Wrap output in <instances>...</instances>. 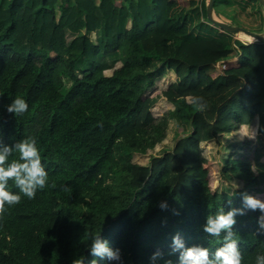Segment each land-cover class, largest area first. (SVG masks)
Here are the masks:
<instances>
[{"label":"trees","instance_id":"16d2710c","mask_svg":"<svg viewBox=\"0 0 264 264\" xmlns=\"http://www.w3.org/2000/svg\"><path fill=\"white\" fill-rule=\"evenodd\" d=\"M173 4L0 0V139L14 145L35 137L49 176L47 188L34 199L22 196L0 220V264H72L81 256L90 264L95 235L120 249L124 264H151L157 250L179 264L178 253L169 255L177 233L186 246L214 252L224 234L203 231L207 216L243 208L241 193H263L264 162L254 163L251 139L220 157L221 178L240 186L231 197L233 188L213 190L202 174V147L257 123L263 152L264 43L244 42L210 22L207 0H189L187 25L171 24ZM214 12L230 26L264 31L259 0H215ZM251 13L260 25L249 21ZM239 55L238 65L220 72L219 62ZM167 76L177 98L155 117L150 93ZM228 77L243 86L225 97ZM190 94L205 98L204 111L188 102ZM18 95L29 104L19 117L6 109ZM144 156L146 163L135 162ZM9 190L19 192L12 181ZM262 215L245 209L236 217L243 264L264 253Z\"/></svg>","mask_w":264,"mask_h":264},{"label":"clouds","instance_id":"9594fccd","mask_svg":"<svg viewBox=\"0 0 264 264\" xmlns=\"http://www.w3.org/2000/svg\"><path fill=\"white\" fill-rule=\"evenodd\" d=\"M188 102L193 104L199 111H204L207 107L205 98L201 95L188 96ZM7 112L19 117L29 109V104L21 96H17L6 106ZM18 154V158L10 160L13 153ZM253 171H256L253 167ZM9 181H12L19 192L9 190ZM49 186V176L42 162L41 153L37 147V140L33 136H28L14 145H8L0 139V220L4 219L5 213L10 206L21 203L22 196L34 199L38 190H44ZM55 187V185H51ZM239 185L235 184L233 190L228 194L235 196ZM68 191L67 188L64 189ZM243 208H231L225 211L218 209L215 214H209L203 231L212 237L223 235V244L214 252L209 248L194 245L186 246L185 241L179 233L173 237L171 252L169 255L179 254V264H243V254L239 246L237 233L233 231L237 223V215H244L245 209L259 210L264 213V199L250 195L247 192L241 193ZM231 203V200L229 201ZM159 207L162 210L168 209L167 201H161ZM178 215V212H174ZM259 229L264 230V215L258 219ZM90 254L95 258L104 259L114 264H124L120 249L110 247L108 240L101 235L90 237ZM92 259L90 264H97V259ZM174 264L171 259H164V253L160 250L154 252L150 257L151 264ZM72 264H85V257L81 256L72 261ZM255 264H264V253L255 256Z\"/></svg>","mask_w":264,"mask_h":264},{"label":"rangeland","instance_id":"374dc122","mask_svg":"<svg viewBox=\"0 0 264 264\" xmlns=\"http://www.w3.org/2000/svg\"><path fill=\"white\" fill-rule=\"evenodd\" d=\"M251 16H249V21L253 23L254 25H260L261 21L256 20V17L251 13ZM264 15V13H263ZM221 21V20H220ZM235 25H241L243 24L235 20ZM263 29H264V18H263ZM237 27V26H236ZM249 28V27H248ZM251 28V27H250ZM251 30H255L254 28H251ZM2 31V28L0 27V32ZM264 35V32L262 33ZM73 35H68V41L70 42ZM241 37V38H240ZM244 39H243V38ZM126 37H123L121 40L125 39ZM237 39L242 40L244 42H252L249 40L248 37H246L243 34L237 35ZM173 82V77L167 76L166 78L159 81L158 87L150 93V99H152V105L150 108V112L155 117H161L163 116L168 110L172 109V100L175 98L171 94L167 92L168 86ZM71 83H68V86ZM135 127H142V124L138 121L135 125ZM253 128H248L246 131L238 132L234 135L230 136H222L218 138L217 140L206 143L203 145V152H204V163L202 167V174L207 177L211 183V187L213 190H222L225 188H233L235 183L224 181L221 178L220 175V169H221V160L220 157L223 155H226L230 147L234 146L235 144H238L244 137H248L253 141L254 150H253V157H254V163L257 162H264V150L263 152H259L257 150V140L258 137L256 135V132L252 131ZM173 135V131L170 132V139L168 140V143L171 142V137ZM163 146V145H162ZM161 147V146H160ZM135 162L138 163H146L147 157H137L135 159ZM258 198H261V196H264V190L262 194H256L255 195Z\"/></svg>","mask_w":264,"mask_h":264},{"label":"crops","instance_id":"0c3cea01","mask_svg":"<svg viewBox=\"0 0 264 264\" xmlns=\"http://www.w3.org/2000/svg\"><path fill=\"white\" fill-rule=\"evenodd\" d=\"M207 2H208V0H207ZM188 4H189V0H174V4L172 5V7L169 10V15L171 17V24L187 25L186 24V19H185V13H186V9L188 8ZM214 16H215V18H217L216 15H215V12H214ZM5 24L6 23L3 21L1 23V26L0 27L1 28H4ZM150 31L151 32H166V33H169L170 32L169 29L158 30L155 26H152L151 29H150ZM262 33H259V34H262ZM73 38H74V36L71 38V40ZM245 55H247L248 57H250L249 54L247 53V51H245ZM239 57H240V55L235 57L236 60L233 63V66L238 65ZM242 86H243V81L242 80H240L238 78H234V77H228V85H227V87L226 88H222L224 90H221L220 89V91H221V94L223 96L229 97L234 91H236L237 89L241 88ZM167 92L169 94H171L172 96H174L175 98H177V95L174 92H171V91H167ZM188 96H186L187 99H188ZM257 127H258V124L256 123L252 127L253 128L252 131L253 132H256V135L258 136ZM246 129H248V128L247 127H244L243 128V131H246Z\"/></svg>","mask_w":264,"mask_h":264},{"label":"water","instance_id":"95a60500","mask_svg":"<svg viewBox=\"0 0 264 264\" xmlns=\"http://www.w3.org/2000/svg\"><path fill=\"white\" fill-rule=\"evenodd\" d=\"M259 2L264 7V0H259ZM214 3H215V0H208V2H207V18L210 22H212L218 28H220L226 32H229L231 34H236V36L240 35V34H245L247 36L252 37L254 39V42L264 43V35L250 32L244 28L230 26V25L218 20L217 18H215V16H214Z\"/></svg>","mask_w":264,"mask_h":264},{"label":"built area","instance_id":"2783aa9c","mask_svg":"<svg viewBox=\"0 0 264 264\" xmlns=\"http://www.w3.org/2000/svg\"><path fill=\"white\" fill-rule=\"evenodd\" d=\"M60 1H65V0H60ZM235 57L234 58H230L228 60H224L218 63V68L220 70V72L225 71L227 68H229L230 66L233 65V63L235 62Z\"/></svg>","mask_w":264,"mask_h":264},{"label":"bare ground","instance_id":"6f19581e","mask_svg":"<svg viewBox=\"0 0 264 264\" xmlns=\"http://www.w3.org/2000/svg\"><path fill=\"white\" fill-rule=\"evenodd\" d=\"M243 35H245V34H243ZM245 36L248 37L250 41L254 42V39H253L252 37L247 36V35H245ZM240 38H241V37H240ZM242 38H243V37H242ZM243 39H244V38H243ZM261 199H264V196H261Z\"/></svg>","mask_w":264,"mask_h":264}]
</instances>
